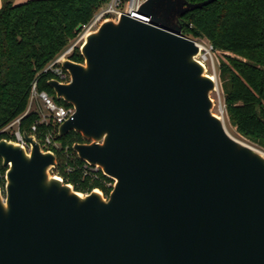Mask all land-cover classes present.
Returning a JSON list of instances; mask_svg holds the SVG:
<instances>
[{
  "label": "water",
  "instance_id": "obj_1",
  "mask_svg": "<svg viewBox=\"0 0 264 264\" xmlns=\"http://www.w3.org/2000/svg\"><path fill=\"white\" fill-rule=\"evenodd\" d=\"M216 0H147L146 25L102 22L82 63L52 78L74 109L57 136L113 181L105 198L58 176L55 154L0 140V264H264V153L230 136L212 113L215 76L181 34L180 18Z\"/></svg>",
  "mask_w": 264,
  "mask_h": 264
},
{
  "label": "trees",
  "instance_id": "obj_2",
  "mask_svg": "<svg viewBox=\"0 0 264 264\" xmlns=\"http://www.w3.org/2000/svg\"><path fill=\"white\" fill-rule=\"evenodd\" d=\"M109 0H2L0 8V140H10L11 134L1 133L5 126L21 117V133L32 134L37 140L56 126L37 125L34 111L26 113L31 85L45 91L57 101L48 81L45 67L69 46L81 32L95 10ZM194 4L205 0H186ZM181 34L192 40H204L213 50L224 54L219 64L218 80L223 95L226 119L233 132L247 138L264 150V0H216L210 5L189 12L180 18ZM82 63L79 49L68 57ZM60 150H52L57 167L52 174L75 191L108 190L99 182L82 179L81 173L63 172L64 148L72 152L75 143H83L80 135L70 132L63 138L55 135ZM78 164H82L77 159ZM5 169L0 160V188L4 185ZM104 177V176H103ZM102 177V178H103ZM106 178V177H104ZM109 180L108 178H106Z\"/></svg>",
  "mask_w": 264,
  "mask_h": 264
},
{
  "label": "built area",
  "instance_id": "obj_3",
  "mask_svg": "<svg viewBox=\"0 0 264 264\" xmlns=\"http://www.w3.org/2000/svg\"><path fill=\"white\" fill-rule=\"evenodd\" d=\"M146 1L147 0H109L108 2L100 5L95 10L91 20L87 24L83 25V27L81 28L82 30L79 33L77 42L72 46H68L67 49H65L61 54H59L56 58H54L52 62L45 67L43 72L49 73L52 76V78L58 80L60 83H64V84L68 83L70 81V77L62 69L60 61L68 58L77 47L79 49L80 46L77 44L79 43L82 44L85 36L91 32L96 31L99 25L104 21L115 22L120 18V16H126L129 19H134L140 23L147 25L150 22V17L145 16L144 14L139 12L140 7ZM197 44L200 48V54L196 58L202 64L205 65L210 57L213 48L212 46H209L207 48L206 46L198 42ZM31 111H34L38 114V120L36 124H34L33 127L31 128L32 133H35L38 127L37 125H41V124H44L46 126L47 125L56 126L58 128V125L68 120L69 117H71V115L74 113V109L71 106L69 107L61 106L57 104L54 98H52L45 91H38L37 82H34L31 85L29 91L26 113ZM21 117L15 119L14 121L6 125L5 129H3L1 133H6V132L10 133L12 137L10 141L18 144L20 147H23L26 149V151H28L29 144L24 141L19 127ZM56 134L57 131L55 132L54 130L45 133L40 138V140H37L35 138L36 142L40 143L41 151L43 152L48 151L53 153L52 150L54 149L60 150V144L55 141ZM61 157L63 158V172L65 174L71 175L75 171H78L79 173H81V177L83 180L88 178L90 183L99 182L102 188L107 189L109 191L108 194L105 195L104 192H102L100 189H93V190L98 191L105 198L108 197L109 193L112 190L113 181L109 179L107 176H105L103 173H101L100 169L97 166H92L80 160L79 161L82 164L81 165L78 164L77 159L79 158L76 157L73 151L69 152L67 147L63 149L61 153ZM52 175L58 176L57 174H52ZM103 176L108 178L109 180H107ZM58 177L60 178V180H62L60 176ZM3 179L5 184V175L3 176ZM69 186L72 187V185ZM3 188L4 185L2 188H0V191H3ZM89 192L91 191L87 190L84 193H80V192L79 193L81 195H87Z\"/></svg>",
  "mask_w": 264,
  "mask_h": 264
},
{
  "label": "rangeland",
  "instance_id": "obj_4",
  "mask_svg": "<svg viewBox=\"0 0 264 264\" xmlns=\"http://www.w3.org/2000/svg\"><path fill=\"white\" fill-rule=\"evenodd\" d=\"M78 36L72 40H70L69 42V46H72L73 44H75L78 40ZM196 42L203 44L204 46H206L207 48L210 46L208 42L204 41V40H195ZM79 46H81V44H77ZM78 49V47L76 48ZM224 54L216 51V50H212L210 57L208 59V61L205 64V68H206V74H208L209 76H216V80H217V91H214L211 95L210 98L212 100L213 103V110L212 113L217 115L218 117H220L225 124V128L227 133L234 137L236 140L244 143V144H248L250 146H252L253 148L257 149L258 151H260L261 153H264V150L259 149L258 147H256L255 145H253L247 138L245 139L244 137L237 135L236 133L233 132L232 128L229 126L228 121L226 119V110H225V105L223 104V95H222V90L220 89V83L218 80V70H219V64L222 60H224ZM36 109V108H35Z\"/></svg>",
  "mask_w": 264,
  "mask_h": 264
},
{
  "label": "crops",
  "instance_id": "obj_5",
  "mask_svg": "<svg viewBox=\"0 0 264 264\" xmlns=\"http://www.w3.org/2000/svg\"><path fill=\"white\" fill-rule=\"evenodd\" d=\"M26 1H28V0H16V4L24 3ZM1 6H2V0H0V8H1Z\"/></svg>",
  "mask_w": 264,
  "mask_h": 264
}]
</instances>
